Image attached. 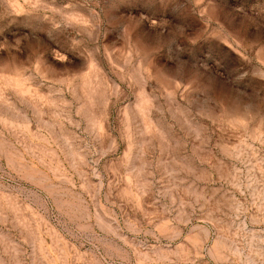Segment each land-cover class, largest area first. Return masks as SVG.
Segmentation results:
<instances>
[{
	"label": "rangeland",
	"instance_id": "374dc122",
	"mask_svg": "<svg viewBox=\"0 0 264 264\" xmlns=\"http://www.w3.org/2000/svg\"><path fill=\"white\" fill-rule=\"evenodd\" d=\"M0 264H264V0H0Z\"/></svg>",
	"mask_w": 264,
	"mask_h": 264
}]
</instances>
